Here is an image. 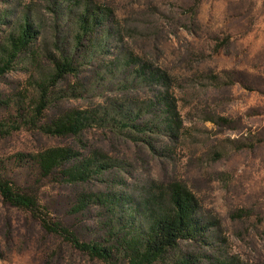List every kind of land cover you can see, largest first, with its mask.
I'll return each mask as SVG.
<instances>
[{"label":"rangeland","instance_id":"rangeland-1","mask_svg":"<svg viewBox=\"0 0 264 264\" xmlns=\"http://www.w3.org/2000/svg\"><path fill=\"white\" fill-rule=\"evenodd\" d=\"M27 22L36 38L0 76V174L45 215L0 194V264H104L42 220L100 239L112 217L96 195L157 209L176 192L200 233L160 264H264V0H0V56ZM64 53L76 70L56 77ZM41 89L42 123L77 110L104 122L77 135L22 125ZM53 147L102 171L45 175L36 155Z\"/></svg>","mask_w":264,"mask_h":264},{"label":"trees","instance_id":"trees-1","mask_svg":"<svg viewBox=\"0 0 264 264\" xmlns=\"http://www.w3.org/2000/svg\"><path fill=\"white\" fill-rule=\"evenodd\" d=\"M81 22L84 29L89 23V17L82 16ZM35 38L36 30L29 22L20 27L18 35L13 34L10 37L5 52L3 49V55L0 56V76L10 68L12 61H15L19 53L28 48ZM55 64L56 77H62L76 70L74 57L66 53ZM151 78L154 76L151 75ZM47 93L46 90L44 92L41 89L33 110H29L19 118L20 123L24 122L22 125L35 127L43 132L77 135L96 121L104 122V119L96 114L77 110L54 120L51 124L42 123L48 106V96L44 95ZM9 127L15 128V126ZM36 159L41 172L45 175H55L61 182L86 181L92 178L95 173L94 168L97 170L96 173L102 171V164H96L90 158L78 159L75 151L67 147L48 148L38 153ZM0 194L5 202L12 206L31 210L42 217L45 215L34 195L19 190L2 174H0ZM96 197L97 203L106 208L112 217L105 236L100 239L85 241L60 222H51L46 218L42 221L51 231L63 236L77 249L99 259L104 264H160L180 246L182 241L196 238L200 233L198 222L193 218L188 195L173 193L169 207H157V209L150 208L147 204H134L129 207L127 206L129 200H124L122 196L118 197L115 194L103 197L96 195ZM90 201L92 199L83 195L78 203L79 208L87 207ZM93 201L95 202L94 199ZM188 260V257H184L178 260L177 264H187Z\"/></svg>","mask_w":264,"mask_h":264}]
</instances>
